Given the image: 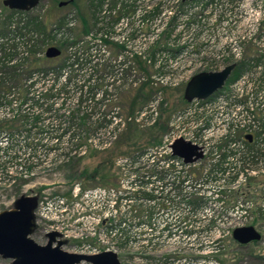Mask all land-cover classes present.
<instances>
[{"label": "built area", "instance_id": "obj_1", "mask_svg": "<svg viewBox=\"0 0 264 264\" xmlns=\"http://www.w3.org/2000/svg\"><path fill=\"white\" fill-rule=\"evenodd\" d=\"M91 7L95 13V36L92 39L94 44L90 48L99 46L103 53H107V42L115 44L120 54L111 62L113 70L102 73L98 71L101 64L99 61L93 65L91 62L87 63L88 60L86 66L93 71L87 79L84 76L80 81L76 80L81 75L75 72L82 67V57L77 56L75 61V54L72 55L70 50L79 48L77 51L80 52L83 43L77 41L70 44L69 54L66 56L69 60L65 66L56 68V65L46 70H34L30 76L23 78L26 86L23 100L19 105L13 98V102L10 100V103L3 107L7 117L14 118L24 112L23 116L42 126V140L38 137L33 140L44 145L36 147L58 150L60 146L57 142L61 139L60 143L67 146L66 151L60 154L61 164L70 156L85 155L90 149L103 150L110 147L129 123L145 128L158 121L161 91L133 115L123 116L119 105H113L110 110L103 112L107 102L117 103L120 93L148 83L146 72L136 68L135 58L144 61L146 68H152L151 78L156 85L177 86L186 83L197 72L218 71L229 63L240 61L245 44L249 41L255 42L259 37V51L263 54L259 56L260 61L254 69L257 76L252 78L250 76L253 73L244 74L220 89L212 98L193 99L188 102L185 108L173 114L172 121L176 123V132L167 137V153L170 154V144L179 137L201 147L202 156L194 161L200 169V165L207 166L203 168L202 175L197 177V188L202 183H207L208 187L217 183L212 188L216 196L244 192L243 189L250 180L264 173V70L261 63L264 59V0H91ZM20 12H14L11 16L9 28L13 30L12 33L0 36V73L3 65L28 66L26 63L30 51L36 47L35 43L37 45L32 31L22 35L14 31L16 25H23L27 19L24 11ZM69 16L72 19L66 26L72 28L74 17L72 13ZM1 18L4 19V15L0 16ZM228 26L230 32L226 33L225 28ZM162 34L168 35V46L153 47ZM65 36L59 32L54 39H49L59 43L60 40L66 39ZM103 77L107 84L99 88L98 82ZM10 88L13 91L11 94L10 91L0 92L2 103L7 96L12 98L17 93V86ZM88 96L91 98H87ZM70 99H73L75 108L66 107V101ZM14 106L24 108L19 111L13 109ZM186 127L189 128L187 133ZM28 131H31V128H28ZM213 131L219 132L217 139L206 143L200 141V134H210ZM86 132L92 135L86 137ZM5 134L3 138L10 136L14 139L16 133ZM246 135H251L250 141H247ZM222 138H228L223 152L214 151L212 159H208V150L218 147ZM49 144L53 146H48ZM48 155L44 153L37 158L46 161ZM178 159L177 156L147 158L149 163L162 172L145 176L144 181H141V178L138 180V177L132 174L131 181L136 187L153 191L162 204H172V209L168 212L159 211L162 217L161 228L174 226L191 229L200 225L208 227L209 219L199 222L197 209L192 211L190 206L178 207L179 193L172 186L164 185L165 172L173 169L172 173L170 172V180L177 182L176 174L180 170ZM29 160L30 158L24 162H28L24 167L21 161L17 165L12 164L11 166H15L12 169L22 177L31 175L37 163ZM125 162L127 163V159L117 161L118 164ZM215 162L218 167L208 174L210 165ZM2 171L5 172L1 177ZM12 173L6 166L0 171V181L14 182ZM153 179L161 184L160 190L151 188ZM147 180L151 182L146 183ZM141 182L143 185L138 184ZM122 194L124 195L116 188H87L78 181L73 182L66 190L48 187L42 195L38 192L33 194L38 198L35 211L37 223H43L44 233L57 231L62 238L79 240L80 245L75 252L97 254L104 250L100 245L107 242L108 234L114 237V230L111 232L110 225L116 221L118 204L134 200H126ZM165 195L173 200L165 198ZM150 200L154 202V199ZM240 205L246 214L245 207H251L252 204L249 201L246 206ZM203 211L213 217L210 207L204 208ZM191 217L194 219L193 226L188 227ZM232 219L228 218L222 222L226 221L231 227L243 226V223H235L234 220L245 221L246 216L240 213ZM181 220L185 221L176 226ZM191 235L195 237V234ZM162 237L164 236H157L153 243L159 244Z\"/></svg>", "mask_w": 264, "mask_h": 264}, {"label": "rangeland", "instance_id": "obj_2", "mask_svg": "<svg viewBox=\"0 0 264 264\" xmlns=\"http://www.w3.org/2000/svg\"><path fill=\"white\" fill-rule=\"evenodd\" d=\"M58 1L59 0H39V3L37 4L38 6L31 9L30 13L39 14L47 27L51 22H54L58 16L69 12L73 14L74 24L72 30L75 37L72 39H78L79 41H82L81 44L83 43L80 47V52L77 51L79 48H73L70 50L72 55L75 54V56H79V58L82 57V67L75 72L80 73L82 76L80 75L76 80L80 81L84 76L85 79H87V76L91 74L93 70H89L88 66H86V64L90 62L94 65V63L99 61L101 64L98 66V71H101L102 73L112 71L113 68L111 67V62L120 54L119 48L110 41L106 44L107 53H103L99 46L96 48L93 47V49L90 48L92 44H94L92 39H94L93 37L95 36V33L93 32V20L91 17L93 11L92 7L88 5L89 0H75V4H66L64 6H57ZM0 10V16L7 13V10L3 8L1 0ZM3 26V23H0L1 30H4L3 28L6 27ZM85 29L87 30L85 31ZM225 31L226 33H229L230 26L226 27ZM39 38L40 39L34 50L30 51V56L26 63V65L31 63L28 68L56 66L61 63L62 58L69 54L68 45L70 44H67L69 41H66L65 46L62 48L58 56L47 58L45 56L46 49L50 46H57V41L51 42L49 38ZM258 40L259 37L255 42L249 41L245 44L242 59L251 57L255 58L263 54L259 51L260 47L258 45ZM167 43L168 35L162 34L153 47L168 46ZM1 53L3 54V50ZM98 55L100 56L99 58L97 57ZM134 63L139 71L143 70L146 72L148 83L133 88L128 92L120 93L117 103L111 104L112 102H107L103 112L110 110L113 105H119L120 112L123 116L133 115L139 108L149 102L158 91H161L162 99L160 102V116L158 122L151 127H138L137 132L130 134L128 133L130 130L127 131L126 128L119 134L118 138L110 147L103 150L90 149L84 156L77 159L75 164L71 165L70 168L67 166L60 167L59 165V159L61 158L60 154L65 152V147H67L60 143L61 139L57 142V144H59L58 146H60L58 150L49 149V147H36V145H44L33 140L34 137H38L39 140H42V135L40 133L42 126L36 124L34 120L23 116L24 112H21L14 118L7 117L6 111L3 107L8 105L13 98H15L20 105L25 94L26 86L25 82H23V77L19 76L16 78L17 81H15L14 75H8L4 69H2V73H0V92L10 91L9 94H11L13 91H11L12 88L10 87L15 85L17 86V93H15L12 98L7 96L6 99L3 100V103L0 99V171L7 166L9 170H12V175H14L15 178L14 183L13 181H0V211L11 209L14 201L22 194L33 195L38 192L42 195L44 190L52 186L57 190H66L76 181L81 182V184L87 188L103 186L116 188L122 192L128 190L132 194L139 191H147L144 188L134 186V182L131 181V178L135 175L144 181L145 176L157 174L158 168L149 163L147 158H151L152 156L159 158L160 155H164L168 152L167 137L169 134L176 132V123L172 121V116L174 113L187 106V102L185 103L182 101L186 83L183 82L177 86L156 85L151 78L152 68L149 66L146 68L143 65L144 61L141 59L135 58ZM261 63L264 70V59ZM255 72L256 70L253 71V74L250 77L255 78L257 76ZM247 76L249 77V75ZM106 84L107 81L105 80V77L100 78L98 82L99 88L104 87ZM228 88L229 86L225 91H227ZM87 98H91V96H88ZM133 99L135 102L132 104L131 102ZM86 103L89 104L88 101H86ZM66 107L75 108L73 99L66 101ZM94 107L96 108V104ZM23 108L24 107L21 106H14L13 109L20 111ZM89 120L90 117L88 118V121ZM44 124L46 125V122ZM129 125L135 124L129 123L128 126ZM163 125L165 127L164 129H162ZM85 127L87 128L88 125H85ZM28 128H31V131H28ZM188 129L189 128L186 127V133ZM12 132L16 133L14 139H11L10 136L6 139L2 137L3 135H6L5 133L9 134ZM89 135L92 134L86 132V137ZM219 135L218 131H213L210 134L202 133L199 135V138L202 143H206L217 139ZM227 140L228 138H222L218 147L215 149H209L207 154L208 159H212L214 151L217 153L223 152V146L227 143ZM48 146L53 145L49 144ZM140 149H145L147 153L144 154L143 157H132V154H134V152L137 153V151L139 152ZM53 151L54 153H52ZM44 153L49 154L46 161H42L43 158H37V156H42ZM29 158V162H36L37 167L33 170L31 175L22 177L19 172L16 173V170L12 169L15 166L11 165H17L18 162L21 161L24 167V164H28V162H24ZM119 159H127V163L118 164L117 161ZM129 161L131 163H129ZM262 161L264 162V159H262ZM99 164H104V167L116 176L115 180L110 184L103 185L98 183V181L94 182L88 179L87 175L93 172ZM203 165H200L202 168L199 169V177L203 173V168L207 166ZM172 171L168 172L172 173ZM4 172L5 171L1 172V177ZM176 175L179 179V173ZM155 179H153V181ZM164 179V185L166 184V187H169L167 186L169 181L175 183L172 185V188L177 187L176 181L170 179L167 180L166 175H164ZM138 184L143 185V182ZM160 185L161 184L154 181L151 188L154 190H160ZM212 185V187L203 188L202 193L192 195L193 198H196L195 209H197L198 221L202 222L205 219H209L210 225H208V227L200 225L191 229L177 228L174 226H166L167 229H164L165 227L161 228L160 224L162 217H160L161 214L159 212V206L160 203H162L161 199L155 198L154 202L145 198L135 199L133 201H126V203H119L115 217V222L120 224L130 236L128 244H120L119 240H116L112 234H108L109 239L105 244H101L100 246L104 250L109 249L115 251L121 264H264V260L261 262L256 259V255H264V173L260 174L255 179L250 180L246 185V188L243 189V191H245L240 192V194L232 192L227 195L216 196L215 192L212 191V188L217 185V183H212ZM200 191L201 189L198 190V192ZM165 198L173 200V198L167 197V195H165ZM249 201L252 205L251 207H245V214L242 211V206L240 204L246 206V202ZM164 204L166 206L165 211L168 212L172 209V204ZM173 204L175 205V201H173ZM181 206L189 205L187 203H183L180 206L178 205V207ZM168 207L169 209H167ZM208 207H210L213 217H210L203 211L204 208ZM240 213H242L243 216H246V219L245 221L234 220L235 223L240 221L243 225H253L261 232L262 236L259 241L242 245L232 238V230L236 226L231 227V225L225 223L226 221H222L228 218L234 219V217ZM158 219L159 224H157ZM132 222L135 223V225H133ZM123 223L125 224L123 225ZM37 224L38 228H36L31 234V237L37 243L44 244L46 240L44 237L43 223L40 221ZM105 226H107V224ZM102 229L105 230L103 226ZM191 234H195V237L193 238ZM157 236H164L159 241V244L153 243V239L157 238ZM214 244H217L218 249H214ZM79 245V240L68 239L67 244L62 246V248L74 252ZM7 261L8 260L0 257V264ZM80 264L89 263L82 262Z\"/></svg>", "mask_w": 264, "mask_h": 264}, {"label": "water", "instance_id": "obj_3", "mask_svg": "<svg viewBox=\"0 0 264 264\" xmlns=\"http://www.w3.org/2000/svg\"><path fill=\"white\" fill-rule=\"evenodd\" d=\"M9 9L27 11L35 7L39 0H1ZM191 1V0H188ZM60 1L59 6L66 5ZM55 46L45 52L47 58L60 54ZM235 67V63L226 65L218 71H200L195 73L185 84L183 98L186 102L193 99H206L222 88ZM245 138L250 141L251 135ZM170 147L174 155L185 162H191L202 156L201 147L182 137L175 139ZM37 206L36 195H20L11 209L0 211V257L8 260L1 264H121L115 251L104 250L97 254H81L64 250L68 240L61 238L57 231L45 234L46 242L37 243L31 234L35 231ZM232 238L239 244L246 245L261 239V233L253 225L237 226L232 230Z\"/></svg>", "mask_w": 264, "mask_h": 264}, {"label": "trees", "instance_id": "obj_4", "mask_svg": "<svg viewBox=\"0 0 264 264\" xmlns=\"http://www.w3.org/2000/svg\"><path fill=\"white\" fill-rule=\"evenodd\" d=\"M61 0H59L57 2V6H59V2ZM67 2V4H75V0H64ZM88 5L91 6V0L88 1ZM4 9L7 10V13L4 15V19H0V23H3V28L4 30L0 29V36H8L12 33V29L9 28L10 23H11V16L12 14H14V12H19L18 10L15 9H8L7 7L3 6ZM26 14L25 16H27L26 21L24 22L23 25H16V27L14 29V31H16V34L22 35L25 34L28 31H32L34 33V42L39 41V37L41 38H52L54 39L56 36V33L62 32L63 35H66L64 38H67L66 40H60L61 42L57 43V47L60 51L62 50V48L65 46L66 41H69L67 44H75L77 41H79L78 39H71L68 40L69 38H73L75 37L73 34V30L71 27L66 26L67 23L69 22V20L72 19V17H70V12L67 14H63L60 15L56 18V20L54 22H51L49 24V26L47 27L44 20H42L39 14H32L29 13L28 11L23 12V14ZM91 17H92V27L94 26V20H95V13L92 12L91 13ZM54 30V32H53ZM87 29H85L86 31ZM84 31V30H83ZM69 35V36H68ZM68 36V37H67ZM43 40V39H41ZM36 46V43H35ZM34 48L31 50L33 51ZM78 59L77 56L74 57V60L76 61ZM69 60V57H64L62 58V61L60 64H58L56 66V68H61L63 66H65L67 64V61ZM260 61V57H251V58H243L242 60H240L239 62L235 63V67L232 70L231 74L229 75V77L227 78L226 82H225V86L232 83L233 81H235L236 79H238L240 76L244 75V74H252L254 69L256 68V66L258 65ZM31 64V63H30ZM29 64V65H30ZM28 65V66H29ZM28 66H22V65H12V66H6L3 65V67L1 68L4 69V71L8 74V75H14L15 77V81H17L16 78H18L19 76L23 77L24 79L28 76H30V74L32 73V71L34 70H46L49 68H52V66H47V67H30L28 68ZM33 66V65H31ZM20 71V72H18ZM250 72V73H249ZM17 83V82H16ZM219 90H217L215 93H213L211 96H209L208 98H212L216 93H218ZM136 100V97H135ZM135 100H132V104L135 102ZM182 101L186 103V101L183 99L182 97ZM37 120V118H35ZM158 122V121H157ZM156 122V123H157ZM155 123V124H156ZM134 127V128H131ZM151 127V126H150ZM131 128V129H130ZM164 125L162 126V129H164ZM138 126L136 125H129L127 127V131L130 130L128 133H135L137 132ZM251 148V147H249ZM146 150L144 149H140L139 152L137 151L134 152V154H132V157L138 158V157H143L144 154H146ZM84 156V155H83ZM175 155L167 153L164 155H160L159 157H173ZM82 156H70L68 157V159L64 162H62L60 165V167H64L67 166L68 168H70L71 165L75 164V161L79 158H81ZM218 167V164L215 162L213 164L210 165V171L208 174H211L216 168ZM159 174L162 171H157ZM166 176H167V180L171 178L172 174L168 171L165 172ZM170 175V176H169ZM199 176V175H198ZM88 179L94 182L101 183L103 185H107L110 184L111 182H113V180H115V175L113 173H110L109 170H107L104 167V164H99L94 170L93 172H91L89 175H87ZM138 180H140V178H137ZM142 181V180H141ZM175 181V180H174ZM15 182V181H14ZM13 182V183H14ZM146 183L151 182V180H147L145 181ZM175 183L173 181H169L168 185L172 186ZM85 187V186H84ZM124 195L122 196L123 198H125L126 200L129 199H155L157 198V196L153 193V191L149 192V191H139L135 194H132L130 191L128 190H124L123 191ZM110 230L111 232L114 230V237L116 240H119L120 244H128V242L130 241V236L129 234L124 230V228L121 227L120 224L118 223H113L112 225H110ZM256 242V241H254ZM214 249H218L217 244L213 245ZM256 259L260 260L262 262V260H264V255H256Z\"/></svg>", "mask_w": 264, "mask_h": 264}, {"label": "flooded vegetation", "instance_id": "obj_5", "mask_svg": "<svg viewBox=\"0 0 264 264\" xmlns=\"http://www.w3.org/2000/svg\"><path fill=\"white\" fill-rule=\"evenodd\" d=\"M177 165L179 166V179L177 180V187L174 188L179 193V203L178 205H182L183 203H187L192 211H195L196 208V198H193L192 195L196 194V191L200 190V193H202V189L208 187L207 183H202L198 187L197 177L200 167L197 165L195 161L191 162H185L183 158H179L177 161ZM184 196V197H183ZM183 197V198H182ZM183 201V202H182ZM160 210L164 211L166 210V206L162 203H160ZM185 220H181L178 222L176 226H180L182 222ZM192 217L190 218L189 226H193ZM188 224H186L187 226Z\"/></svg>", "mask_w": 264, "mask_h": 264}]
</instances>
